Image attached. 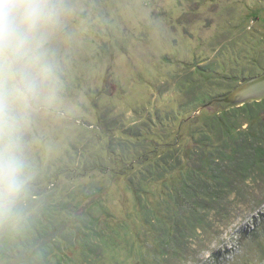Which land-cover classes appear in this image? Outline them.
I'll return each instance as SVG.
<instances>
[{"label":"rangeland","instance_id":"rangeland-1","mask_svg":"<svg viewBox=\"0 0 264 264\" xmlns=\"http://www.w3.org/2000/svg\"><path fill=\"white\" fill-rule=\"evenodd\" d=\"M66 3L65 26L51 41L61 103L26 133L36 175L23 224L35 216L38 232L45 225L50 241L56 232L73 264H264V169L232 177L219 210L164 246L182 173L220 145L213 112L202 107L264 70V0ZM214 124L236 134L248 122ZM85 225L98 236L89 237V257ZM19 228L0 226V242Z\"/></svg>","mask_w":264,"mask_h":264},{"label":"clouds","instance_id":"clouds-1","mask_svg":"<svg viewBox=\"0 0 264 264\" xmlns=\"http://www.w3.org/2000/svg\"><path fill=\"white\" fill-rule=\"evenodd\" d=\"M66 0H0V226L19 228L36 175L26 133L34 117L61 103L51 48L65 26Z\"/></svg>","mask_w":264,"mask_h":264},{"label":"trees","instance_id":"trees-1","mask_svg":"<svg viewBox=\"0 0 264 264\" xmlns=\"http://www.w3.org/2000/svg\"><path fill=\"white\" fill-rule=\"evenodd\" d=\"M225 116L242 117L248 122L247 129L233 134L231 132L233 128L223 130L221 126L214 124ZM262 117H264V98L238 107H228L212 114L209 128L216 136L215 142L220 145L208 155L207 161L199 158L192 167L182 173L180 188L171 194V201L176 208L168 216L172 226H170L171 243L168 241L169 244L164 245V243V246H171L182 238H188L201 228L211 213L219 210L221 207L219 196L234 186L232 177L244 180L264 169V118ZM252 119L255 120L254 123L249 121ZM238 125V128L235 127L236 130L239 129L240 123ZM48 212L49 210L46 209L42 214L46 219L51 216ZM150 217V223L167 231L161 218L154 215ZM37 221V217L31 216L29 221L17 231H7L2 235L0 260H5L4 264H73L71 257L64 252L62 242L57 239V233L55 232L56 236L50 241L51 234L46 231L45 225L42 226L41 232L37 231L39 226ZM88 228L86 225L79 226V230L85 236L82 238V250L89 257L94 244L89 237L98 238V236L91 226L90 229ZM38 236L41 238L40 245L35 246L34 239ZM54 250L58 255L56 262L51 263L48 257Z\"/></svg>","mask_w":264,"mask_h":264},{"label":"water","instance_id":"water-1","mask_svg":"<svg viewBox=\"0 0 264 264\" xmlns=\"http://www.w3.org/2000/svg\"><path fill=\"white\" fill-rule=\"evenodd\" d=\"M264 98V70L251 78L240 82L225 95L212 100L202 108L212 110V114L228 107H238L248 102L260 101ZM211 114V115H212ZM210 116V115H209Z\"/></svg>","mask_w":264,"mask_h":264}]
</instances>
